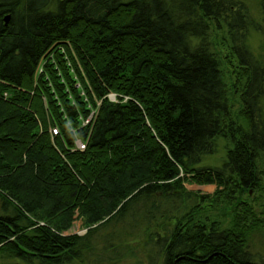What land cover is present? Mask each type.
<instances>
[{"label": "trees", "instance_id": "16d2710c", "mask_svg": "<svg viewBox=\"0 0 264 264\" xmlns=\"http://www.w3.org/2000/svg\"><path fill=\"white\" fill-rule=\"evenodd\" d=\"M259 14L244 0H0V264H66L106 231L141 232L149 264H264L248 248L264 220L243 197L264 191V57L250 44L264 0ZM219 138L226 159L202 165ZM199 202L232 208L230 226L203 222ZM76 219L82 236L67 234Z\"/></svg>", "mask_w": 264, "mask_h": 264}, {"label": "rangeland", "instance_id": "374dc122", "mask_svg": "<svg viewBox=\"0 0 264 264\" xmlns=\"http://www.w3.org/2000/svg\"><path fill=\"white\" fill-rule=\"evenodd\" d=\"M250 9L251 15L255 18V21L262 22V17L259 14V0H244ZM264 43V34H252L250 38V44L253 47L256 54H261L264 57V51L261 48V44ZM225 50L221 51L220 63L222 71V79L227 87L228 100L231 106L232 118L236 119V116L242 108L240 101L239 89L235 88L233 84L234 76L230 72V63L233 67H237L235 60L230 61L225 56ZM237 70V69H235ZM231 147L228 140L217 139L215 141V153L209 156H205L202 162L204 166L218 167L226 159V149ZM261 165V163H260ZM264 168V161L261 165ZM262 169V168H261ZM264 184V182H263ZM185 187L189 191H200L203 194L212 195L215 191L214 185L197 186L193 184H185ZM248 203L256 213L264 220V191H258L255 193L250 192V196L244 195ZM200 219L211 224L216 222L220 228H227L230 226L233 216L232 208L228 207L225 203H198ZM86 229L82 225L80 219H76L73 222V226L67 234H77L82 236L86 233ZM110 231L104 232L100 238L92 243L91 249H87L79 259L72 260L66 264H149L150 257L155 256L157 251L154 242L148 241L141 232H137V236L133 238L117 237L118 232H115L113 236L109 235ZM249 251L256 257L264 259V227L251 232L248 238ZM151 255V256H150ZM5 262L0 260V263ZM159 260H157L158 264Z\"/></svg>", "mask_w": 264, "mask_h": 264}, {"label": "built area", "instance_id": "2783aa9c", "mask_svg": "<svg viewBox=\"0 0 264 264\" xmlns=\"http://www.w3.org/2000/svg\"><path fill=\"white\" fill-rule=\"evenodd\" d=\"M108 99L112 102H115L116 96L111 94L108 96ZM51 131H52L53 135L57 133V131L55 129H52ZM86 145H87V142L82 141L80 139H76L74 141L75 150H77V151H81V152L84 151L86 149Z\"/></svg>", "mask_w": 264, "mask_h": 264}, {"label": "water", "instance_id": "95a60500", "mask_svg": "<svg viewBox=\"0 0 264 264\" xmlns=\"http://www.w3.org/2000/svg\"><path fill=\"white\" fill-rule=\"evenodd\" d=\"M7 19H8V16L5 17V21H7Z\"/></svg>", "mask_w": 264, "mask_h": 264}]
</instances>
